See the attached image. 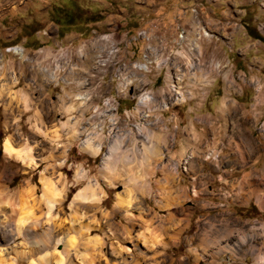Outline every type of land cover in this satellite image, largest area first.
Instances as JSON below:
<instances>
[{"label": "clouds", "instance_id": "1", "mask_svg": "<svg viewBox=\"0 0 264 264\" xmlns=\"http://www.w3.org/2000/svg\"><path fill=\"white\" fill-rule=\"evenodd\" d=\"M0 116V264H264V0H0Z\"/></svg>", "mask_w": 264, "mask_h": 264}, {"label": "rangeland", "instance_id": "2", "mask_svg": "<svg viewBox=\"0 0 264 264\" xmlns=\"http://www.w3.org/2000/svg\"><path fill=\"white\" fill-rule=\"evenodd\" d=\"M6 26H9V21H7ZM2 119H3V117L0 116V120H2ZM0 167H2V163H0ZM13 167H15V166H13ZM69 175H70V174H69ZM2 243H3V240H0V244H2ZM106 251H108V250L106 249ZM109 258H110V259H115V258H113V257L110 256V253H109ZM99 264H104V262L101 260V261L99 262ZM141 264H143V261H141Z\"/></svg>", "mask_w": 264, "mask_h": 264}, {"label": "crops", "instance_id": "3", "mask_svg": "<svg viewBox=\"0 0 264 264\" xmlns=\"http://www.w3.org/2000/svg\"><path fill=\"white\" fill-rule=\"evenodd\" d=\"M4 23H5V26H6L7 21H4ZM7 27H9V26H6V28H7Z\"/></svg>", "mask_w": 264, "mask_h": 264}]
</instances>
